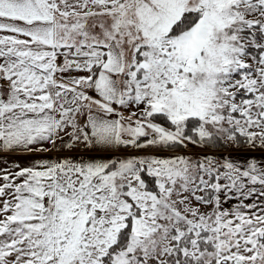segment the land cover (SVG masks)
I'll return each mask as SVG.
<instances>
[{"label":"snow or ice","instance_id":"snow-or-ice-1","mask_svg":"<svg viewBox=\"0 0 264 264\" xmlns=\"http://www.w3.org/2000/svg\"><path fill=\"white\" fill-rule=\"evenodd\" d=\"M0 264H264V0H0Z\"/></svg>","mask_w":264,"mask_h":264}]
</instances>
